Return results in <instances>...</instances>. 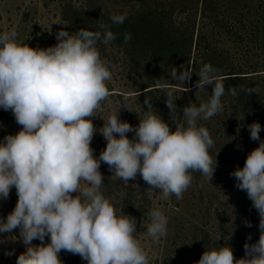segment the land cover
I'll use <instances>...</instances> for the list:
<instances>
[{"label":"clouds","instance_id":"clouds-1","mask_svg":"<svg viewBox=\"0 0 264 264\" xmlns=\"http://www.w3.org/2000/svg\"><path fill=\"white\" fill-rule=\"evenodd\" d=\"M110 19L120 25L127 16ZM116 38L108 25L100 24L96 31L61 29L54 46L33 48L18 39L14 28L0 33V108L11 111L22 126L0 141V200H7L13 187L18 196L14 209L0 219V234L19 229L13 240L22 241L25 251L16 264H63L62 250L79 255L87 264H150L134 235L136 218L122 210L118 214L101 191L102 162L113 179L125 185L139 173L149 195L159 190L164 199L171 195L182 199L193 181L192 172L210 182L214 177L218 152L214 159L209 151L214 140L207 127L198 125L223 111L224 78L211 64H202L198 72L183 65L173 68V80L185 84L195 73L196 88H212L207 102L199 106L189 102L183 108L184 122L174 121V131L148 98L138 126L121 121L119 111L104 120L102 130L94 126L91 118L98 116L110 96L106 82L112 78L97 44L108 45ZM131 39L130 33L124 34L125 44ZM161 90L170 113L176 112L173 90L167 84ZM239 91L249 94L255 89L241 86ZM228 92L236 96L237 88L230 86ZM247 128L259 145L230 175L259 215V239L244 244L240 259L225 243L204 251L197 264H264V139L260 137L264 128L259 122ZM97 131L106 140L98 158L91 147ZM129 132L134 134L131 139ZM149 220L147 234L158 244L167 235L168 218L154 208ZM243 223L252 227L248 220ZM34 240L41 243L34 245Z\"/></svg>","mask_w":264,"mask_h":264},{"label":"rangeland","instance_id":"rangeland-1","mask_svg":"<svg viewBox=\"0 0 264 264\" xmlns=\"http://www.w3.org/2000/svg\"><path fill=\"white\" fill-rule=\"evenodd\" d=\"M156 1L157 4H142L137 0H128L127 3L119 0H0V33L14 28L18 39L28 46L47 48L58 42L56 33L61 29L70 33L81 28L96 31L94 27L100 24L103 16L126 14L133 18L145 8L154 6L158 13L169 14L175 30L194 34L188 68H194L197 57L204 64L216 62L215 69L224 78L225 85V94L221 98L223 111L207 121H198V125L207 127L214 140V147L209 150L214 159L218 152V167L211 182L200 172H192L193 181L182 199L177 200L175 195L164 199L159 190L149 195V186L139 173L135 180L125 185L123 181L113 179L107 164L102 162L100 171L104 176L101 191L111 200L117 213L122 210L136 218L137 232L134 235L147 252L150 264H197L205 235L218 246L227 243L234 252L249 231L244 220L250 221L254 227L259 225L260 218L252 202L246 192L235 187L236 181L230 173L237 166L242 168L247 155L259 145L258 141L250 139L247 125L259 122L264 128V0ZM89 12L92 14L86 27L71 22L77 14ZM202 38L203 48H199L198 42ZM97 47L101 59L109 65L112 78L106 82L110 96L102 102L98 116L91 118L94 126L102 130L104 120L118 111L121 121L138 126L139 116L145 111L144 100L149 99L148 94L142 93L161 89L163 85L153 86L143 71L145 58H134L135 61L127 65L123 51L102 43ZM167 64L162 65L164 73L160 81L173 90L177 111L170 113L162 90L157 93V100H149L151 103L160 102L154 111L174 131V121L184 122L183 108L189 102L197 106L207 102L212 88L193 87L196 82L191 80L185 84L173 80L171 72L175 65ZM230 73L235 74L227 75ZM230 77L235 81L226 82L225 79ZM242 77L246 81H240ZM230 86L237 88L236 96L228 92ZM241 86L254 88V99L245 91H239ZM187 88L191 90L187 91ZM21 128L11 111L0 108V141L6 135H15ZM127 135L131 139L134 134L129 132ZM260 137L264 139V130ZM91 147L97 158L106 148V140L99 131L95 133ZM17 200L13 187L8 199L0 200V219H6ZM154 208H159L168 218L167 235L158 244H153L147 234L149 212ZM14 237H19V229L11 234H0V264H16L17 257L25 251L22 241L13 240ZM32 243L38 245L41 242L34 240ZM8 252L14 254L7 255Z\"/></svg>","mask_w":264,"mask_h":264},{"label":"trees","instance_id":"trees-1","mask_svg":"<svg viewBox=\"0 0 264 264\" xmlns=\"http://www.w3.org/2000/svg\"><path fill=\"white\" fill-rule=\"evenodd\" d=\"M119 1L127 3L128 0ZM137 1H139V3L141 2L142 4L145 2H149L150 4H157L156 0ZM146 6L147 4L144 5V7ZM145 9V11H142V13H140L136 17H127L123 24H113L110 19V17L113 16L111 14H109V16H103L100 24L108 25L110 27V30L116 34V40L109 43L108 45L109 47L123 51L124 61L127 65H130V62L135 61L134 58H141L142 60L143 58H145L144 60L146 65H144L145 67H143V71L145 72V74H147L153 86L165 85L160 81L161 74L164 73V71H161L163 68L162 65H168L167 62H169L170 64H174V67L180 68V66L183 65L185 69H188V64L191 61L189 55L193 46L194 34L189 31L175 30V26L170 22V16L166 12L158 13L156 11L157 8H155L154 6L149 7V9ZM90 14L92 13L89 12L84 15L77 14L76 17H74V20L72 19L71 22L77 23L79 26L86 27L90 22ZM65 18L66 20L68 19V17ZM100 24H96L94 28H97V30H99ZM129 32L132 39L129 43L125 44L124 34ZM202 41L203 38L198 42L199 48H203ZM137 53H140V55H137ZM209 62L212 63V60H209ZM202 64L204 63H201V59L197 57L193 63V70L198 72ZM216 64L217 63L215 62V64L211 65L213 66V68H216ZM233 74L235 73H230L227 75ZM242 78L243 79H240V81L245 80V77ZM233 79L234 78L230 77L226 78L225 80L226 82H234L235 80ZM197 80L198 77L195 73H193L191 81L194 83L197 82ZM193 87H195V85ZM145 89L148 88L145 87ZM159 90L161 89H151L147 92L142 93V95L148 94L149 99H151L152 101L157 100V93L161 92ZM248 95L253 99L255 97L254 92H250ZM152 104L154 106V110L160 105V102H155ZM144 110H146L145 106ZM124 213L126 214V212ZM128 215L130 214L128 213ZM248 229L249 231H247L246 233V238H243L242 243L234 249L233 253L235 259H240L244 256V244L246 242L255 243L259 239L260 230L258 227H254L252 225V227ZM249 235H251V240L247 239ZM201 247L202 256L204 251L212 247H218V243L209 239L207 240V235H205ZM59 256L63 264H87V261L83 260L79 255H73L63 250L60 252Z\"/></svg>","mask_w":264,"mask_h":264}]
</instances>
